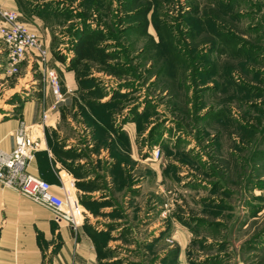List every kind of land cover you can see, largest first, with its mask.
I'll list each match as a JSON object with an SVG mask.
<instances>
[{
	"label": "rangeland",
	"instance_id": "374dc122",
	"mask_svg": "<svg viewBox=\"0 0 264 264\" xmlns=\"http://www.w3.org/2000/svg\"><path fill=\"white\" fill-rule=\"evenodd\" d=\"M17 10L45 22L49 57L62 58L72 92L45 137L63 179H78L77 229L99 263L264 264V0ZM44 85L35 62L8 74L0 39V118Z\"/></svg>",
	"mask_w": 264,
	"mask_h": 264
},
{
	"label": "crops",
	"instance_id": "0c3cea01",
	"mask_svg": "<svg viewBox=\"0 0 264 264\" xmlns=\"http://www.w3.org/2000/svg\"><path fill=\"white\" fill-rule=\"evenodd\" d=\"M0 7L18 11V0H0ZM29 24L48 49L51 40L45 22L35 17L33 24ZM49 55L51 54H48L46 66L59 71L61 58L58 60L53 56L49 57ZM32 62L36 63L33 57L24 60L21 65L25 64L28 71ZM70 77V74L66 75L71 84ZM70 92L72 89L67 88L64 94L67 95ZM41 95L43 96L41 99L37 97L23 102L19 113L11 115L7 119L0 118L1 151H9L13 148L12 133L20 120L27 124H37L42 121L43 111L49 109L54 100L48 84L45 83ZM60 104L55 109H49L48 118L39 131L40 147L28 165L30 173L40 176L53 185L59 184L60 180H65L63 179L64 170L60 169L58 162H52V154L47 145L45 134L57 129ZM66 179L74 181L76 193L80 191L77 187L78 179L76 177L70 176ZM0 264L100 263L94 243L83 228L75 231L65 221H55L49 209L27 197L18 195L13 189L0 183Z\"/></svg>",
	"mask_w": 264,
	"mask_h": 264
},
{
	"label": "built area",
	"instance_id": "2783aa9c",
	"mask_svg": "<svg viewBox=\"0 0 264 264\" xmlns=\"http://www.w3.org/2000/svg\"><path fill=\"white\" fill-rule=\"evenodd\" d=\"M0 39L6 47L8 74H17L22 62L33 57L54 98L49 109H55L64 102L65 94L61 91L56 71L46 66L48 49L38 33L21 19L18 11L0 7ZM49 109L43 111L40 123L19 121L12 133L13 148L9 151L0 150V183L49 209L55 221H65L76 231L82 223L83 209L74 181L65 179L53 185L28 171L29 162L40 147L39 131L48 118Z\"/></svg>",
	"mask_w": 264,
	"mask_h": 264
},
{
	"label": "trees",
	"instance_id": "16d2710c",
	"mask_svg": "<svg viewBox=\"0 0 264 264\" xmlns=\"http://www.w3.org/2000/svg\"><path fill=\"white\" fill-rule=\"evenodd\" d=\"M83 48H84V45H83V44H80L79 47L76 48L77 51L79 52V54H82V52H83ZM83 55H84V54H83ZM81 57H82V56H81ZM61 60H62V58H61Z\"/></svg>",
	"mask_w": 264,
	"mask_h": 264
}]
</instances>
